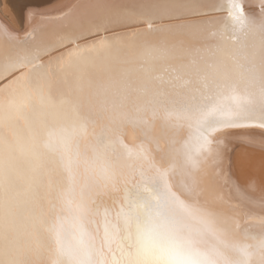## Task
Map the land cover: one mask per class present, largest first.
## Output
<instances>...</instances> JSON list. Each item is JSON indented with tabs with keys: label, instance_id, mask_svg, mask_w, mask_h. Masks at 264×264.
Returning a JSON list of instances; mask_svg holds the SVG:
<instances>
[{
	"label": "snow or ice",
	"instance_id": "obj_1",
	"mask_svg": "<svg viewBox=\"0 0 264 264\" xmlns=\"http://www.w3.org/2000/svg\"><path fill=\"white\" fill-rule=\"evenodd\" d=\"M26 9L0 21V264H264V0Z\"/></svg>",
	"mask_w": 264,
	"mask_h": 264
},
{
	"label": "bare ground",
	"instance_id": "obj_2",
	"mask_svg": "<svg viewBox=\"0 0 264 264\" xmlns=\"http://www.w3.org/2000/svg\"><path fill=\"white\" fill-rule=\"evenodd\" d=\"M38 0H0V21L7 23L14 29H19L26 22V6L34 4ZM243 146L237 149V153L244 152ZM259 159V150L250 149Z\"/></svg>",
	"mask_w": 264,
	"mask_h": 264
}]
</instances>
